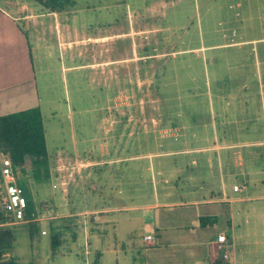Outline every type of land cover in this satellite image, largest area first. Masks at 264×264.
<instances>
[{
  "label": "rangeland",
  "instance_id": "rangeland-1",
  "mask_svg": "<svg viewBox=\"0 0 264 264\" xmlns=\"http://www.w3.org/2000/svg\"><path fill=\"white\" fill-rule=\"evenodd\" d=\"M77 3L78 8L87 3L97 7L105 1L77 0ZM233 3L234 7H231ZM243 4L242 8H238L237 0H181L177 5H169L158 13L141 15V4L136 0H123L119 4L110 0L107 25L103 17L105 12L102 16L99 12L80 15L84 22L91 17H94V21L100 20L93 22V27L89 28L94 34L100 29L111 35L126 34V39L109 44V58H125V62L115 65L103 75L89 70L66 72L63 69L71 65L80 66L86 62L106 60L107 54L102 58L101 50L92 52L79 48L77 57L72 62H64L59 52H49L45 46L36 52L34 67L47 117L50 167L48 172H41L38 180L33 175L30 161L26 170L20 168V185L22 183L26 197L32 199L36 205V217L29 223L19 222L0 228V234L9 231L12 236L11 242L1 248L6 252L3 255L5 260L14 259L18 264H87L83 248L84 238L81 236L78 242L73 241L77 239V234L80 238V233H84L86 221L91 225L92 215L84 214L77 218L70 215L74 212H86L88 192L91 191L96 193L94 204L98 207L105 200L112 204L118 203L112 192L113 188H117V182L123 180V175L127 189L123 204L127 207L138 204L143 209L136 214L133 222L121 225L119 235L125 250L120 251V254L106 255L103 264H140L147 254L151 257L158 252L156 249L150 252L141 249L146 234L156 235V223L161 224V230L172 228L170 224L156 221L155 212L145 210L148 204L154 203L153 173L159 175V181L161 178L167 179L168 187H171L174 194L179 193L171 202L182 201V192L192 188L178 180V177L182 179L184 176L178 174L179 169L173 168L176 163H166L165 156L159 157L157 166L154 164L153 171L148 172L152 158L149 155L162 156L169 149L177 151L187 142L182 128L188 121H193V114L202 115L203 121L208 123L212 120L209 98L204 97L195 102L188 96V91L194 89L205 92L207 81L214 78V64L217 68V48L208 49L206 52L200 50L198 55L194 54L195 51H183L217 45V38L222 36L217 35V26L220 25L217 18L221 17L252 16L256 31L251 30V34L256 32V37H263L257 30L264 16V0H255L249 6L247 2ZM71 6L72 4L62 1L57 8L61 15L68 18L75 14V8ZM53 24L54 21L46 24L50 36L53 35ZM139 29L143 33L134 34V30ZM218 29L222 28L219 26ZM82 31L84 33L86 30ZM233 31L228 32L229 38ZM237 33L241 32L237 30ZM81 36L83 34L78 31L77 37ZM262 47L264 43L256 46ZM252 49L253 46L247 47L240 54L244 53L246 61L254 64L255 53ZM237 51L238 48H233L218 52L223 55L218 58V62H222L227 53L235 57L234 53ZM191 79L196 81L195 87L189 82ZM69 95L70 105L76 111L72 119H69L67 105L64 103ZM82 97H87V101L81 102ZM56 108V118L50 120L51 113ZM215 108L217 110V106ZM207 137L209 138L206 136L205 139ZM198 139L202 140L203 137L198 136ZM91 144L93 146L89 148ZM101 145L105 146L104 149ZM247 153L248 151H242L237 156L248 158ZM135 155H141L144 159L147 157L142 163L145 166L140 167L138 172L126 170V165L121 171L118 169L120 164L108 168L99 165L94 167L97 173L94 174L93 182L87 181L85 171L91 168L86 166L87 161L101 162L103 158L123 159ZM191 157H186L187 163H191ZM160 159L163 161H159ZM197 172L200 177H207L204 171ZM189 174L194 173L187 171L186 178ZM105 178H109L106 189H112L109 194L107 192L109 196L106 199L105 196L103 198V191L106 190ZM133 182H137L135 187ZM235 184L243 185L240 177L228 181V190L231 193ZM215 186V182L207 180V189ZM161 210L163 221L168 219V223L182 220L185 214L188 217L192 214L186 213L188 209L180 207L172 211ZM221 225L229 231L225 221ZM53 239L56 242L53 243ZM133 243L137 245L136 250H132ZM258 259L259 264H264L262 250ZM254 261L256 262L255 259Z\"/></svg>",
  "mask_w": 264,
  "mask_h": 264
},
{
  "label": "crops",
  "instance_id": "crops-1",
  "mask_svg": "<svg viewBox=\"0 0 264 264\" xmlns=\"http://www.w3.org/2000/svg\"><path fill=\"white\" fill-rule=\"evenodd\" d=\"M104 1L105 3L97 7L87 3L84 7L78 8L77 0H70L71 7L75 8V14L65 18L59 11L53 12L49 8L48 10L44 5L33 0H25L23 3L17 0H0V117L40 108L47 141V117L34 67L35 54L44 46L49 52H59L64 62H72L77 57L79 48L92 52L101 50L102 58L107 54L106 60L64 67L66 72L89 70L103 75L115 65L125 62V58L121 60L109 58V44L112 41L126 39V34L111 35L101 29L94 34L89 28L93 27V22L100 20L94 21V17H91L84 22L80 16L96 12L101 13L102 16L105 12L103 17L106 21H103L107 25L109 22L107 8L110 0ZM122 1L115 0V4ZM136 1L141 4L139 11L143 15L158 13L169 5H177L181 0ZM253 1L255 0H237V7L242 8L243 2H247L249 6ZM231 7H234V3ZM217 19L222 28L218 29L217 26V35H222L217 38V45L183 51H195L194 54L198 55L201 53L198 52L200 50L206 52L208 49L217 48V68L214 64V78L207 81L205 92L194 89L188 91V96L195 102L204 97L209 98L212 120L208 123L203 121L202 115L193 114V121H188L182 128L187 144L184 142L177 151L169 149L170 152L167 150L169 153L162 156L149 155L152 158L149 167L147 166L148 172H151L154 164L157 166V159L166 157V163L169 161L176 163V166L173 164V168L179 169L177 173L184 176L182 179L178 177V180L192 189L182 192V201L171 202L179 193L174 194L173 190H170L171 187H168V180L161 178L159 181V175L153 173L154 203L148 204L145 210L155 212L156 221L170 224L172 228L161 230V224L156 223V235L153 236L157 244L154 247H147L144 240L145 236L151 234L144 236L141 249L147 252L156 249L158 252L151 257L147 254L140 264H259L261 250L264 253V156L262 154L264 153V47L256 48L258 44L264 43V16L257 30L263 37H256V32L251 34V30L256 31L252 16L237 15L233 18ZM51 21H54L52 36L48 34L49 30L46 27ZM82 29L86 31L83 33ZM236 29L241 33L238 34ZM77 30L83 34L81 38L77 37ZM231 30L234 31L229 38L228 32ZM142 33V29L134 30V34ZM135 38L139 37L135 36ZM250 46H253L252 52L255 53L254 64L246 61L244 53L240 54ZM233 48H238L234 53L235 57L227 53L220 64L218 58L223 57L221 53ZM189 82L195 87L196 81L191 79ZM67 97L64 103L67 105L68 117L72 119L76 111L70 105V95ZM82 101L86 102L87 97H82ZM57 110L58 108L51 113L50 120L56 118ZM198 136L203 139L199 140ZM206 136L209 138L205 139ZM92 146L91 144L89 148ZM101 146L104 149L105 146ZM242 151H248L246 154L248 158L237 156L241 155ZM186 157H191V163H187ZM145 159L141 155H135L123 159L103 158L101 162L87 161L86 166L91 168L86 169L85 175L87 181L92 183L94 174L97 173L94 167L102 165L108 168L117 164H120V167L118 166L120 171L126 165V170L132 169L136 173L140 167L145 166L142 164ZM198 170L204 171L207 177L197 175ZM187 171L194 174H189L186 178ZM237 177L241 178L243 185L235 184L234 187L238 186L242 191L235 192L233 187L231 193L228 190V181ZM133 178L135 179L136 176ZM208 179L215 182L216 186L207 189ZM108 180L109 178L104 180V189L109 184ZM124 180L125 175L123 180L117 182V188H113V197L118 203L112 204L105 200L102 206L98 207L94 204L96 193L91 191L88 192L86 212L82 214L74 212L70 215L74 218L84 214L92 215L91 225L86 221L84 233H80V238L77 234V239L73 241L76 243L81 236L84 238L83 248L87 264H103L106 255L120 254V251L126 248L119 235L121 225L133 222L136 214L140 213L143 207H139L135 202L131 207L123 204L127 191ZM132 185L136 186L137 182H133ZM111 190L107 187L103 191V198L104 196L105 199L108 198ZM115 205L119 207H114ZM178 207L188 209L186 213L192 214H189V217L183 215L182 220L169 223L168 219L163 221L161 209L172 211ZM201 218H210L215 222H208L207 226L203 227ZM38 221L40 222V219ZM223 221L228 225L229 231L221 225ZM131 234L130 231L129 235ZM222 234L228 237L232 246V257L229 261L224 260V252L219 249L218 238ZM132 247V250H136V243H133Z\"/></svg>",
  "mask_w": 264,
  "mask_h": 264
},
{
  "label": "trees",
  "instance_id": "trees-1",
  "mask_svg": "<svg viewBox=\"0 0 264 264\" xmlns=\"http://www.w3.org/2000/svg\"><path fill=\"white\" fill-rule=\"evenodd\" d=\"M53 12L58 11L57 6L70 0H34ZM0 152L8 155L16 167L27 169L28 161L34 177L41 178L43 170H49V153L46 141L44 119L40 108H34L7 116L0 117ZM22 185V183H21ZM35 211V204L29 199L27 219L32 217ZM208 222H215L210 218H201L203 227ZM12 238L9 231L0 234V264H18L14 259L5 260V251L2 246H7ZM52 242H56L53 239ZM2 248V249H1Z\"/></svg>",
  "mask_w": 264,
  "mask_h": 264
},
{
  "label": "built area",
  "instance_id": "built-area-1",
  "mask_svg": "<svg viewBox=\"0 0 264 264\" xmlns=\"http://www.w3.org/2000/svg\"><path fill=\"white\" fill-rule=\"evenodd\" d=\"M21 175L20 167H16L8 155L0 152V228H7L19 222L28 223L36 217L34 211L32 217L27 219L29 199L20 185ZM234 190L242 191L239 187H235ZM144 240L147 247H154L157 244L153 235L145 236ZM218 244L219 249L224 252V260L229 261L232 257V246L228 237L225 234L219 236Z\"/></svg>",
  "mask_w": 264,
  "mask_h": 264
}]
</instances>
